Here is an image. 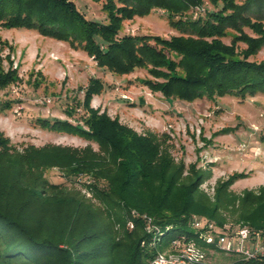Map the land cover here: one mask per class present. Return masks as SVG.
<instances>
[{
    "label": "trees",
    "instance_id": "16d2710c",
    "mask_svg": "<svg viewBox=\"0 0 264 264\" xmlns=\"http://www.w3.org/2000/svg\"><path fill=\"white\" fill-rule=\"evenodd\" d=\"M209 3L212 7H205V0H104L100 22L88 19L76 0H0V26L34 30L82 48L116 75L145 68L152 79L143 84L166 99L191 103L264 94V59L251 60L264 48V0ZM158 9L178 34L123 32L126 20ZM230 31L227 44L223 39ZM239 43L245 44L241 50ZM19 80L10 53H0V90ZM104 90L96 77L83 90V125L38 119L45 129L97 143L98 150L55 144L19 150L0 131V264H148L175 238H197L194 217L223 227L221 210L264 228V186L238 195L230 188L248 173L235 172L217 182L212 200L201 188L206 170L177 161L153 132L138 133L92 107L93 97ZM10 107L0 102V112ZM54 168L65 182L47 176ZM80 173L94 178L89 185L80 181L91 198L67 183H76ZM232 255L237 258L229 264H264V255L247 260Z\"/></svg>",
    "mask_w": 264,
    "mask_h": 264
},
{
    "label": "rangeland",
    "instance_id": "374dc122",
    "mask_svg": "<svg viewBox=\"0 0 264 264\" xmlns=\"http://www.w3.org/2000/svg\"><path fill=\"white\" fill-rule=\"evenodd\" d=\"M103 1L76 0V4L88 19L103 22ZM206 6L212 7L209 0H205ZM203 12L201 9L196 14ZM245 31L252 33L249 29ZM123 32L165 37L179 33L170 27L167 13L159 9L146 17L126 20ZM232 35L230 31L223 41L230 44ZM0 40V53L3 56L10 53L20 75L17 83L0 90V102L11 104L0 112V131L19 150L28 145L47 144L78 148L92 145L98 150L95 142L45 129L38 123V119H60L83 125V90L96 77L105 83V90L93 97L92 107L107 111L112 118L118 117L138 133L153 132L177 161L206 170L209 177L201 188L212 200L217 182L235 172L248 173L230 188L238 195L246 189L258 190L264 186V94L245 100L224 96L191 103L166 99L143 84L145 79H152L145 68L116 75L100 68L82 48L24 28L0 26ZM238 47L241 50L245 44L239 43ZM263 59L264 48L251 57L256 61ZM4 64L8 67L7 60ZM47 176L54 182H65L58 168L47 171ZM81 180L89 185L94 178L80 173L76 183H67L81 188L91 198L89 188ZM220 214L225 219L224 225L245 224L233 220L230 212L221 210ZM212 253L211 264H229L237 258L224 252Z\"/></svg>",
    "mask_w": 264,
    "mask_h": 264
},
{
    "label": "built area",
    "instance_id": "2783aa9c",
    "mask_svg": "<svg viewBox=\"0 0 264 264\" xmlns=\"http://www.w3.org/2000/svg\"><path fill=\"white\" fill-rule=\"evenodd\" d=\"M147 229L152 230L151 218ZM130 228L134 223H128ZM197 238H175L171 246L160 251L148 264H211L209 257L216 252L236 254L243 259L264 255V229L248 224H226L218 227L214 221L193 218ZM159 240V238H158Z\"/></svg>",
    "mask_w": 264,
    "mask_h": 264
}]
</instances>
